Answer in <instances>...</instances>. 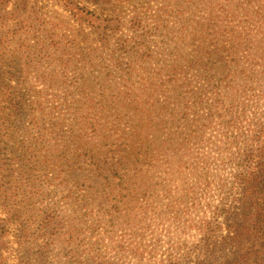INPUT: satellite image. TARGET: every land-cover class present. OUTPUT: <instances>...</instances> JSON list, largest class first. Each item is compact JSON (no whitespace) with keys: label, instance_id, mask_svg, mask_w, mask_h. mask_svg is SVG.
<instances>
[{"label":"rangeland","instance_id":"rangeland-1","mask_svg":"<svg viewBox=\"0 0 264 264\" xmlns=\"http://www.w3.org/2000/svg\"><path fill=\"white\" fill-rule=\"evenodd\" d=\"M219 1L238 8L225 15L234 24L251 6ZM199 4L0 0L3 264H158L192 254L209 213L201 185L229 177L215 157L237 151L227 139L213 147L200 124L211 87L190 80L197 68L179 66L210 64L221 92L255 79L264 87V72L242 76L250 66L241 53L229 63L222 34L192 28ZM262 104L264 94L253 97L260 113ZM142 155L147 164L134 166Z\"/></svg>","mask_w":264,"mask_h":264},{"label":"trees","instance_id":"trees-1","mask_svg":"<svg viewBox=\"0 0 264 264\" xmlns=\"http://www.w3.org/2000/svg\"><path fill=\"white\" fill-rule=\"evenodd\" d=\"M230 1L251 4L249 8L239 10V21L236 24L234 13L229 19H225V15L238 8L232 11L219 0H201L198 5L202 6L199 11L201 14L193 15L196 20L192 26H197L192 28L208 31V35L222 34L220 45L227 56L232 58L229 63L236 67L239 62L236 56L241 53L245 65L250 66L241 74L247 76L250 71L251 81L264 72V0ZM208 65L193 62L179 67L192 70L197 68L196 75L189 76L190 80L199 82L202 87H211V91L202 95L210 97L200 99L201 107L208 111L200 124L206 123L204 129L214 134L211 139L217 141L213 145L216 151H222L221 140L227 139L229 145H235L237 157L224 159L216 156L215 164L221 170L225 169L229 177H215L213 181L205 179V186L201 185L200 209L209 213L208 219L205 217L198 222L197 233L200 237L193 245L192 254L182 259H165L158 264H264V107H260L263 109L260 113L256 110L257 105H251L254 96H263L264 87L259 90L255 79L251 81L252 86L245 85L243 89L228 83L226 91L221 92L220 79L210 84L213 77ZM241 97L243 102H240ZM223 131L226 134L223 135ZM219 135L222 138L220 143ZM28 161L30 166H34L31 157ZM113 162H117V159ZM147 162V155L133 161L134 166L145 165ZM114 165L115 172H121ZM214 196V202L206 203ZM6 235V224L0 219V247ZM0 264H3L1 260Z\"/></svg>","mask_w":264,"mask_h":264}]
</instances>
